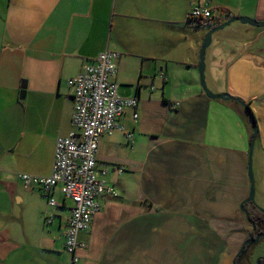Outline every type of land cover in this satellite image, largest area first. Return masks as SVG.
Here are the masks:
<instances>
[{
    "label": "crops",
    "instance_id": "crops-1",
    "mask_svg": "<svg viewBox=\"0 0 264 264\" xmlns=\"http://www.w3.org/2000/svg\"><path fill=\"white\" fill-rule=\"evenodd\" d=\"M196 2L207 4L210 28L232 17L264 21V0H0V264H70L72 203L55 189L48 206L16 174L50 173L55 140L71 130L67 82L106 49L118 53V96L138 103L120 131L99 138L97 177L117 195L96 200L79 234L80 263L233 264L250 229L239 207L252 128L242 107L200 88L203 36L186 17ZM214 45L209 90L253 105L252 160L264 176V29L240 24ZM239 60L249 73L230 79Z\"/></svg>",
    "mask_w": 264,
    "mask_h": 264
},
{
    "label": "built area",
    "instance_id": "built-area-1",
    "mask_svg": "<svg viewBox=\"0 0 264 264\" xmlns=\"http://www.w3.org/2000/svg\"><path fill=\"white\" fill-rule=\"evenodd\" d=\"M186 17L190 21H204L211 18V12L206 3L196 2L190 4ZM117 59V52L103 50L67 82L73 90L71 130L55 140L50 173L47 176L16 174L25 186L38 188L48 206L57 205L53 197L55 189L72 203L63 233V249L70 255V264H81L79 252L86 244L79 239V234L89 229L98 211V197L117 195L96 175L99 138L121 130L120 118L124 111L135 110L138 103L135 96L117 94L118 84L113 80ZM132 118H137L135 111ZM45 221L50 223L51 218Z\"/></svg>",
    "mask_w": 264,
    "mask_h": 264
},
{
    "label": "water",
    "instance_id": "water-1",
    "mask_svg": "<svg viewBox=\"0 0 264 264\" xmlns=\"http://www.w3.org/2000/svg\"><path fill=\"white\" fill-rule=\"evenodd\" d=\"M233 22H238L239 24L245 25L248 27L264 29V21H256V20L249 19L246 17H232V18H229V19L225 20L224 22H222L218 25L211 27L210 29H208V31L203 35V37L201 39L200 48L198 51L197 72L199 75L200 88L203 91L204 95L208 99H212V100L217 99V100H222V101H230V100L236 101L239 105H241L243 107L244 112H246V105L242 101L235 99L234 97H232L226 93H212L211 91H209L207 89L206 84H205V80H204V55H205L206 48L211 43V36L216 31L225 28L226 26L230 25ZM24 90H25V83L23 82L20 85V94H19L20 98H22L24 96ZM249 119H250L251 128H252V137H251L250 144L248 146V155H247V161H248L247 177L249 180V191H248L247 198L240 204V207H239L240 211H242L246 217H247V212L244 210L243 204H246L249 202L253 203V199H254V179H253V173H252V168H251V165H252L251 157H252L253 144L255 142L256 135H257V126L252 121V119L250 117H249ZM260 212L264 214V210L261 209ZM260 236H262L264 238V233H260V234L256 235L255 237H250V238L246 239L245 241H243L239 250L236 252V256H238L243 251V249L245 248L246 245H248L250 243L253 245L257 244ZM259 260H261V257L256 258L255 264H259Z\"/></svg>",
    "mask_w": 264,
    "mask_h": 264
},
{
    "label": "rangeland",
    "instance_id": "rangeland-1",
    "mask_svg": "<svg viewBox=\"0 0 264 264\" xmlns=\"http://www.w3.org/2000/svg\"><path fill=\"white\" fill-rule=\"evenodd\" d=\"M238 25H240L238 22H233L229 26H226L225 28L216 31L215 32L216 33L215 36L211 40L212 41L211 44L205 50V55H204V80H205V84H206V87H207L208 90H209V87H208V84H207V79H209V74H210L211 68H212V65H210V62H211L210 54L215 49L214 43H215L216 37H219L221 39V42H225L227 40V33H230V31L232 30V27L238 26ZM209 28H210L209 26H204V25L200 26L201 35L203 36L208 31ZM261 42H263V40H261L260 43ZM242 62L243 61H241V60L236 61L235 66L229 71L230 79L234 78V79L239 80V78L242 76L243 80H244L247 77V76L244 77V75L248 74L249 71H245L246 67L244 66V63H242ZM226 68L227 67H225V69H224L225 71H226ZM221 70H222V66H221ZM231 73L232 74H236V75L234 76ZM197 74H198V72H197ZM196 77L198 78V83H199V75H197ZM238 84L240 85L241 82L238 81ZM247 87H249V86L247 85L244 88H247ZM226 94L234 97L235 99H238V100L242 101L244 104H248V107H249V109L251 111V108L253 107L252 104L246 103L247 101H243L242 99L237 98L236 96H234V94H232V95L229 94V93H226ZM236 104L239 105L238 103H236ZM239 106L242 107L241 105H239ZM118 131H120V130H118ZM251 161H252L251 168H252L253 179H254V199H253V204L257 205V207H259V209L264 210V201L262 202V200L260 199V192H261V190H264V176L263 175L260 176V174H258L257 172H254V165H253L252 157H251ZM96 175H97V172H96ZM134 184H135V182H134ZM252 248L254 249V253L255 254H258L259 252L260 253H264V242H263V239H261L260 242H258L257 244H254L253 246H251L250 249H252ZM246 254L247 253H245V256H246ZM256 258H257V256L255 257L254 261L256 260ZM252 264H254V262H252Z\"/></svg>",
    "mask_w": 264,
    "mask_h": 264
},
{
    "label": "flooded vegetation",
    "instance_id": "flooded-vegetation-1",
    "mask_svg": "<svg viewBox=\"0 0 264 264\" xmlns=\"http://www.w3.org/2000/svg\"><path fill=\"white\" fill-rule=\"evenodd\" d=\"M247 206L249 207V209L250 210H246L247 209ZM252 206H254L255 207V209L258 211V212H260V210H259V207H257V205H254L253 203H251V202H249V203H246V204H243V208H244V210L247 212V216H248V212L249 211H253V209H252ZM245 207H246V209H245ZM261 213V212H260ZM263 214V213H262ZM264 215V214H263ZM246 218V217H245ZM247 220V219H246ZM248 222V225H249V227H250V229H249V231L247 232V234H246V237L244 238V240L243 241H245L246 239H248V238H250V237H255L256 235H258V234H260V233H264V225L262 224V226H261V224H260V226H256V228H258V230H254V228L252 227V225H251V223L249 222V221H247ZM261 239H263V242H264V238L262 237V236H260V238L258 239V242H260V240ZM242 244V243H241ZM241 246V245H240ZM251 246H253V244H248V245H246L245 246V248L243 249V251L240 253V255L242 256L241 258H240V260H239V263L238 264H252V254H253V251L252 250H254L253 248L252 249H250L251 248ZM240 248V247H239ZM250 249V250H249ZM239 250V249H238ZM237 250V251H238ZM250 251V252H249ZM245 253H247L246 254V256H245ZM235 256H236V254H235ZM234 256V257H235ZM254 262V264H255V261H253ZM264 263V258L263 257H261V260H259V264H263Z\"/></svg>",
    "mask_w": 264,
    "mask_h": 264
},
{
    "label": "trees",
    "instance_id": "trees-1",
    "mask_svg": "<svg viewBox=\"0 0 264 264\" xmlns=\"http://www.w3.org/2000/svg\"><path fill=\"white\" fill-rule=\"evenodd\" d=\"M209 20H205V21H196V26H210L209 25ZM217 25V24H216ZM235 103H237L236 101H234ZM246 105V115L249 116L252 121L256 124L255 122V118L252 114V112L250 111L248 104ZM253 211H249L248 212V216L246 217L247 221H249L252 225V227L254 228V230H258V228H256V226H262V224L264 225V215L260 212H258L254 206H252ZM242 256L239 254L238 256H235L233 258V264H238L239 260ZM264 264V263H263Z\"/></svg>",
    "mask_w": 264,
    "mask_h": 264
}]
</instances>
